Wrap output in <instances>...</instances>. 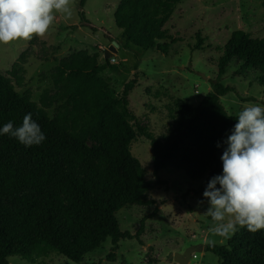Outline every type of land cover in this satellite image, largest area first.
Segmentation results:
<instances>
[{
    "label": "trees",
    "instance_id": "obj_1",
    "mask_svg": "<svg viewBox=\"0 0 264 264\" xmlns=\"http://www.w3.org/2000/svg\"><path fill=\"white\" fill-rule=\"evenodd\" d=\"M180 2L121 0L115 22L144 49L168 53L167 40H181L166 28ZM85 4L81 0V6ZM37 40L33 38L32 43ZM204 42L197 33L194 48L204 49ZM217 51V80L197 105L167 88L158 93L169 101L172 120L162 138L141 126L130 109L137 79L117 92L95 77L107 67L98 53L78 50L43 72L42 78L50 79L52 86L39 102L31 89L17 88L24 85V65L32 49L14 62L10 76L0 70V128L9 121L20 126L25 114L31 113L46 136L40 145L25 147L15 138L0 135V264H11L13 255L37 263L52 253L80 263L108 237L113 246L107 259L115 261L121 240L143 242L145 229L143 220L136 233L123 231L118 213L128 206L156 205L149 194L167 184L159 177L164 168L183 170L193 181L204 179L199 188L203 193L209 180L223 171V142L238 122V115L230 114L221 102L235 88L220 80L236 63L252 67L264 83V38L237 29ZM140 136L151 141L156 181L147 179L133 153ZM206 250L216 254L220 264H264V229L252 233L238 227L225 244H208Z\"/></svg>",
    "mask_w": 264,
    "mask_h": 264
},
{
    "label": "rangeland",
    "instance_id": "obj_2",
    "mask_svg": "<svg viewBox=\"0 0 264 264\" xmlns=\"http://www.w3.org/2000/svg\"><path fill=\"white\" fill-rule=\"evenodd\" d=\"M121 0H69L64 10H53V21L43 36H33L37 41L14 40L0 43V70L10 76L14 62L19 56L32 49L33 54L24 65L27 73L24 85L18 86L23 92L33 91L34 100L40 101L45 89L52 86L50 79H43L42 73L50 70L63 58L85 49L98 53L99 61L106 64L105 70L95 77L106 80L111 89L122 92L126 83L137 79L130 94V109L137 115L139 124L162 138L171 125L167 99L158 93L165 88L186 101L197 105L218 77L220 53L217 47L225 45L237 29L249 32L252 37L264 38L263 0H181L172 18L166 25L173 38L181 39L170 43L168 53L157 48H145L129 40L115 22V12ZM77 25V26H76ZM197 33L204 39V49H195ZM118 42L117 52L106 59L105 52ZM58 47V50L55 48ZM216 82V81H215ZM235 89L222 96L221 102L232 115H238L254 104L264 106V83L261 75L252 67L232 63L220 80ZM198 85V92L195 86ZM211 86V88H210ZM173 89V91L170 89ZM53 114V110H50ZM133 153L145 168L147 179L156 181L153 173L151 141L140 136L133 144ZM159 177L166 185L153 190L149 196L160 199V204L151 206L133 205L118 213L123 231L136 233L143 220L145 229L143 244L139 240L124 239L117 251V259H107L112 251L111 237L96 250L87 254L78 263L60 253H52L37 263L28 262L20 255L9 257L11 264H175L170 249L188 238L197 236L201 242L213 241L224 244L228 240L210 231L213 221L207 215L208 203L199 192L201 181H193L183 170L167 167ZM204 200V203H199ZM232 219L226 214L227 223ZM209 231L205 234V231ZM202 233V234H201ZM232 236V235H231ZM208 243V242H207ZM171 250V252H169ZM185 251V249H184ZM182 251V252H184ZM191 261L190 264H220L219 257L210 252Z\"/></svg>",
    "mask_w": 264,
    "mask_h": 264
},
{
    "label": "clouds",
    "instance_id": "obj_3",
    "mask_svg": "<svg viewBox=\"0 0 264 264\" xmlns=\"http://www.w3.org/2000/svg\"><path fill=\"white\" fill-rule=\"evenodd\" d=\"M68 3L69 0H0V43L43 36L54 19L53 10H64ZM237 121L223 142V171L209 180L203 192L208 203L206 213L213 221L210 231L225 238L234 235L238 227L252 233L264 229V106L244 108ZM0 135L15 138L25 147L40 145L46 139L31 113L25 114L20 126H14L12 121L6 123ZM226 214L232 219L223 223Z\"/></svg>",
    "mask_w": 264,
    "mask_h": 264
},
{
    "label": "water",
    "instance_id": "obj_4",
    "mask_svg": "<svg viewBox=\"0 0 264 264\" xmlns=\"http://www.w3.org/2000/svg\"><path fill=\"white\" fill-rule=\"evenodd\" d=\"M118 45H119L118 42L114 41L113 45H111V47L106 50V52H105L106 59H109L111 56L114 55V53L117 52V46ZM202 249L203 248H202L201 244H192V245L188 246L184 252H176L174 255V260L178 264H190L192 254L195 252L202 251Z\"/></svg>",
    "mask_w": 264,
    "mask_h": 264
},
{
    "label": "crops",
    "instance_id": "obj_5",
    "mask_svg": "<svg viewBox=\"0 0 264 264\" xmlns=\"http://www.w3.org/2000/svg\"><path fill=\"white\" fill-rule=\"evenodd\" d=\"M210 88H211V86H210ZM170 89L173 91V89L170 87ZM211 90V89H210ZM202 98H203V96H202ZM202 98L199 100V102L202 100ZM222 99V98H221ZM199 102H197V103H199ZM190 103V102H189ZM192 104V103H191ZM196 105V104H195ZM154 199H156V201H157V203L156 204H160V199H158V198H156V197H153ZM160 208H161V211L160 212H162V208H164V206L162 205V204H160ZM209 231L207 230V231H205V234H207ZM202 234V233H201ZM198 237L197 236H194V238H188V240L187 241H182L180 244H177L176 246H174V247H170V249H173V250H175V252H172V255H173V257H174V255H175V253L176 252H182V251H184V249H186L188 246H190V245H192V244H201L202 245V255H205L206 254V252H204V250L206 249V247H207V245L209 244V238H207V240L208 241H206V242H201V241H197L198 239H197ZM222 238V237H221ZM124 240V239H123ZM143 240V239H142ZM228 240H226V241H223V243L225 244L226 242H227ZM208 242V243H207ZM144 242H141V244H143ZM122 244V240H121V242H120V245ZM207 251V250H206ZM169 252H171V250H169ZM195 254H197V257L196 258H199L200 256H198V252H195ZM193 255V254H192ZM196 258H194V257H192L191 258V261L192 260H194V259H196ZM167 260H169V261H173V262H175V264H178L175 260H174V258H173V260H170L169 259V257H167L166 258ZM220 259V258H219ZM191 263V262H190Z\"/></svg>",
    "mask_w": 264,
    "mask_h": 264
},
{
    "label": "built area",
    "instance_id": "obj_6",
    "mask_svg": "<svg viewBox=\"0 0 264 264\" xmlns=\"http://www.w3.org/2000/svg\"><path fill=\"white\" fill-rule=\"evenodd\" d=\"M197 88H198V85L195 86V89H194L195 92H198ZM192 257L196 258L197 257V254L193 253Z\"/></svg>",
    "mask_w": 264,
    "mask_h": 264
}]
</instances>
